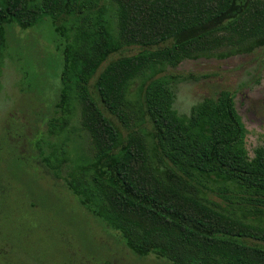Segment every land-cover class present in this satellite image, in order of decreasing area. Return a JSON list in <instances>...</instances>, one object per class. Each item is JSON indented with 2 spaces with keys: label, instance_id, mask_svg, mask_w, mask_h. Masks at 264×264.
Returning a JSON list of instances; mask_svg holds the SVG:
<instances>
[{
  "label": "trees",
  "instance_id": "16d2710c",
  "mask_svg": "<svg viewBox=\"0 0 264 264\" xmlns=\"http://www.w3.org/2000/svg\"><path fill=\"white\" fill-rule=\"evenodd\" d=\"M109 3L115 33L101 0H0V77L10 28L26 31L48 17L61 55L54 110L62 115L48 119L49 132L63 131L77 105L90 136L92 158L67 175L50 155L43 161L136 256L264 264V146L249 155L231 90L180 113L175 86L183 76L166 73L184 59L264 46V0ZM129 48L137 51L121 53ZM146 123L156 166L140 133Z\"/></svg>",
  "mask_w": 264,
  "mask_h": 264
},
{
  "label": "rangeland",
  "instance_id": "374dc122",
  "mask_svg": "<svg viewBox=\"0 0 264 264\" xmlns=\"http://www.w3.org/2000/svg\"><path fill=\"white\" fill-rule=\"evenodd\" d=\"M102 2V16L115 33L116 7L109 0ZM9 31L0 77V264H170L153 254L134 255L119 234L90 215L64 188L62 178L48 169L43 161L48 155L60 165L59 176L90 161V136L81 126L77 105L63 131L49 132L48 119L62 116L54 110L61 55L50 19L26 31L17 26ZM166 73L183 76L175 86L174 107L180 113L221 89L231 90L247 128L249 155L264 146V46L227 58L184 59ZM129 97H136L135 85ZM150 129L146 123L140 133L156 166Z\"/></svg>",
  "mask_w": 264,
  "mask_h": 264
}]
</instances>
